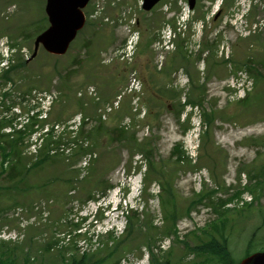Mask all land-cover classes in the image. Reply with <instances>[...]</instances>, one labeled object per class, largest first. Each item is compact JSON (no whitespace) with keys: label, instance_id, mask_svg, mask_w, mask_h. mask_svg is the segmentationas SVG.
Returning <instances> with one entry per match:
<instances>
[{"label":"rangeland","instance_id":"rangeland-1","mask_svg":"<svg viewBox=\"0 0 264 264\" xmlns=\"http://www.w3.org/2000/svg\"><path fill=\"white\" fill-rule=\"evenodd\" d=\"M162 1L169 3V11H172L165 20L164 10L157 9L151 15L145 14L139 8V0H90L84 9L88 14L87 25L70 51L54 57L40 48L37 57L25 67L15 68L9 73L12 88L6 95L0 96V106L3 105L0 110L9 116L16 115L17 122L22 123L27 115L28 100H24L19 92L27 87L57 93L53 103L56 107L50 121L64 123L65 120H61L63 114L67 116L71 113H81L93 121L98 109L114 99L128 84V74L133 70L143 83L142 104L147 114L141 120L130 114L133 126L120 137L114 127L123 118L120 117L124 114L121 111L102 122L101 129H93L91 137L86 133L81 134L88 144L92 142L93 153L85 159L93 160L88 169L80 172L78 180L76 169L73 170L75 172L71 171L74 166L67 167L60 158H50L41 161L38 166H30L39 157L28 154L32 145L27 147L23 144L21 147L18 144L23 151L19 164L11 158L4 160V151L0 149V172L4 168L0 173V230L15 223V209L18 207L22 209L20 216H34L36 219L26 230L19 229L22 234L20 240L0 243L8 247L0 248V258L9 255L14 258L12 264H23L25 259L30 264H58L59 259L64 257L59 255L58 247L61 244L69 247L73 241L81 251L89 248V252L98 248L103 250L93 260L99 257L104 259L93 264H115L121 258L139 264V258L150 249L159 255L155 258H167L170 264H222L204 260V257L193 252V246L210 237H215L220 243L225 240L236 261L243 258L247 249L264 248V0H196L194 12L188 13L185 31L173 39L174 49L166 52L160 66V54L151 47L153 42L161 40L160 32L153 34L155 25L163 22L159 30L166 23L172 29L177 28L178 15L183 11L179 0ZM44 5L45 0H0V42L7 40L13 45V65L33 51L35 34L32 31L35 25H42L36 32L48 25L44 21ZM213 14H216L215 20L212 19ZM241 14H244L243 17ZM131 17L138 18L142 28H147V23L152 26L142 35V45L136 52L134 67L127 65L122 68L124 64L102 66L99 62L101 51L110 44H118L128 33L126 24ZM82 47L88 49L87 59L72 72L69 67L73 56L78 55ZM179 55L185 56L183 61ZM88 59L90 62L85 67L83 64ZM244 74L249 80V84H243L244 90L240 88L236 94L228 93L225 84L231 85L237 81L242 85ZM163 83L166 84L164 87ZM87 86L95 88L98 101L84 94ZM159 90L165 91L164 104L159 108L154 107L155 112L148 113L147 106L153 107V98H157ZM78 91L82 92L81 96L77 94ZM167 91L180 92V96ZM247 91L250 98L242 103L240 100ZM35 92L30 96H37L34 100H40V107L46 105L48 101L45 102L43 92ZM189 96L204 99L194 113L188 112L190 106L180 112L184 117L190 113L189 119L183 120L181 117L178 120L180 104ZM79 102H83V106ZM15 108H22L23 114L20 116ZM198 112L202 120L201 128L190 147L192 115H198ZM203 112L211 114V122L203 123ZM61 113V119H57ZM145 125L149 126L150 131L143 140L145 142H140L134 133ZM29 130L27 125L22 136L24 141L28 134L33 133ZM5 140L0 137L4 145ZM174 147L179 148L180 155L172 152ZM147 149L153 151L152 157L147 159V162L154 164V170L149 173L152 183L148 192L133 201L132 195L137 192L132 187L139 176L135 174V178H128L127 170L141 160L145 161L146 157H141V153L146 154ZM132 152L135 155L131 162L129 155ZM77 158L75 154L69 162ZM188 159L189 163L186 162ZM4 161L6 166L3 165ZM12 164L16 171L22 172L13 180L6 175ZM81 165L83 167L82 162ZM71 177L73 184H69ZM168 178L167 184L174 193L177 208L173 221L166 216L170 204L162 179ZM89 181L97 183L92 190L95 194L106 186L107 181L112 188L105 200L119 191V196H124L128 204L123 205L128 213L119 217L112 237L99 235L96 240L90 241L91 222L84 224L79 236L71 232L74 230L72 223L80 217V210L84 212L90 208L89 204L83 205ZM244 185L248 193L241 191L242 197L233 201L229 199L231 202L227 206L218 207L220 200H226ZM202 194L208 197L196 205H190L191 200H196L197 195ZM187 204L190 205L188 212L185 211ZM204 207L209 208L203 210ZM210 208L221 213H214ZM131 210L136 211L138 216H133ZM43 212L48 213H44L46 217ZM128 216L133 223L130 234H126ZM103 218L105 214L100 215V212L95 217L96 221ZM221 220L225 223L223 230L210 228ZM175 226L177 233L173 232ZM165 237H170V241L166 240L164 247L170 248L165 253H159L158 243ZM117 240L121 242L116 253L106 256L105 250L112 249ZM95 243L99 245L93 249ZM46 245H50L51 250H46ZM71 253L74 251L65 253V258L70 257Z\"/></svg>","mask_w":264,"mask_h":264},{"label":"water","instance_id":"water-1","mask_svg":"<svg viewBox=\"0 0 264 264\" xmlns=\"http://www.w3.org/2000/svg\"><path fill=\"white\" fill-rule=\"evenodd\" d=\"M88 0H46L45 12L48 16L49 26L40 33L34 41V53L41 44L52 54L61 55L68 48L78 29L84 23L81 9ZM159 0H144L143 9L149 10ZM192 8L194 0H188ZM239 264H264V251L255 252L244 258Z\"/></svg>","mask_w":264,"mask_h":264},{"label":"trees","instance_id":"trees-1","mask_svg":"<svg viewBox=\"0 0 264 264\" xmlns=\"http://www.w3.org/2000/svg\"><path fill=\"white\" fill-rule=\"evenodd\" d=\"M25 67L26 66V62L25 61H20L18 62V64L14 65V67ZM5 76V78H4ZM8 78V71L4 72L1 76H0V79H6ZM246 100H249V97L246 98ZM188 101L192 102V100L189 98ZM79 105H82L80 102H79ZM62 117V114L61 115H58L57 116V119H61ZM205 118L208 120V121H211L212 120V116L211 114H205ZM102 126H99L98 128H96L95 130L97 131L98 129H101ZM119 132H122V131H119ZM92 133V132H91ZM53 137V135L50 133V134H47V135H42L40 138H42V145H41V151H40V154L42 155V158H40V161L41 160H48L50 158H59L60 156L58 154H55V155H51L50 152H49V147H50V143H59L62 139L61 138H58L59 140H56V141H53L51 138ZM57 137H60V136H57ZM21 139H18V136L17 137H13V142L12 141H8L10 143L13 144V146H18L17 142L18 140H22V136H20ZM18 139V140H17ZM14 151V150H12ZM7 153H5L6 155ZM15 154V153H13ZM151 156V154L149 155ZM61 161L64 163L66 158L65 157H61L60 158ZM39 161V162H40ZM38 164V163H37ZM148 170L149 172L150 171H153L154 170V165L151 161H149L148 163ZM67 167L68 166H72L71 163H68L66 165ZM13 171V170H12ZM71 171H73L71 169ZM14 172V171H13ZM74 172V171H73ZM78 174V173H77ZM69 184H72L73 183V178L71 177V179H69ZM145 181H147V176L144 178ZM162 181L164 182L165 184V188L164 190L167 191V194H168V197L172 198L173 199V194L171 192V188L167 185V183H165V181L162 179ZM97 185V183L95 181H89V185L87 186L86 188V193L84 194L85 195V199H90V198H93L94 195V191H92L94 189V187ZM219 207L222 206V204H219L218 205ZM132 226L133 224H131L129 222L128 224V227H127V230L128 232H131L132 231ZM225 227V223L223 220H221L219 222V224H212L211 225V228L215 231H218V229L220 230H223ZM121 242L118 241L116 243V246ZM196 249H198L199 251H206L209 255L208 259L207 260H212L214 262H222L223 264H232V261H231V255L227 249V245H226V242L225 240H223V243H220L219 240H217L215 237H212L211 240L206 243V244H202V245H199L196 247ZM46 250H49V247L46 248ZM115 253V248L114 249H111V250H108L107 251V255H113ZM96 254L98 253H92V254H86V255H83L79 258H72L66 262H64V260L61 259V263L60 264H91L92 263V260L93 258L96 257ZM14 261V258H10L9 255L4 257V258H0V264H12ZM27 262V261H26ZM152 264H170L169 260L167 258H164L163 260H158L157 258L155 257H152Z\"/></svg>","mask_w":264,"mask_h":264}]
</instances>
